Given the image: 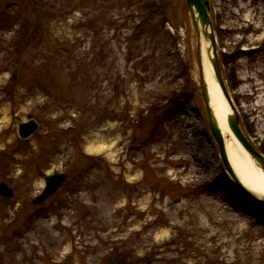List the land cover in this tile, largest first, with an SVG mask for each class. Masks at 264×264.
I'll return each instance as SVG.
<instances>
[{"label": "rangeland", "instance_id": "rangeland-1", "mask_svg": "<svg viewBox=\"0 0 264 264\" xmlns=\"http://www.w3.org/2000/svg\"><path fill=\"white\" fill-rule=\"evenodd\" d=\"M208 2L226 92L264 157V0ZM21 13L24 42L0 27V182L14 192L0 197V264H264V202L218 157L185 0H23ZM57 173L66 184L31 205Z\"/></svg>", "mask_w": 264, "mask_h": 264}, {"label": "water", "instance_id": "water-1", "mask_svg": "<svg viewBox=\"0 0 264 264\" xmlns=\"http://www.w3.org/2000/svg\"><path fill=\"white\" fill-rule=\"evenodd\" d=\"M187 10L189 12L192 28L196 35V62L198 68V87L201 94V98L203 100L205 112L207 115L208 127L211 132V135L217 145L219 158L221 163L225 169V171L229 174L235 184L243 190L247 194H251L249 191L244 189L241 184L238 182L236 176L234 175L230 164L227 159L226 151H225V143L222 137V134L217 126V123L214 119V115L212 109L209 106V98L207 93V87L204 82L203 70H202V54H201V36L207 42V50L206 55L210 62L215 80L220 87L222 95L226 100V103L230 109V114L226 116V123L230 133L234 136L235 140L240 144L242 149L250 156V158L258 165L264 174V157L258 153L247 141L244 134L242 133L239 127V118L234 109V106L231 103V100L228 97L226 92L220 67L218 63V58L215 50V38L212 31V24L209 16V3L208 0H185ZM208 51H210L208 53ZM38 124L34 120H28L26 122H20L16 125V134L17 137L22 141H27L32 138L38 130ZM66 176L64 174H55L51 176H46L44 178L45 188L42 193L32 200L33 205H38L43 203L49 196L54 194L64 183ZM252 195V194H251ZM0 196L5 199H12L14 194L12 190L4 183L0 182ZM256 199L262 200L264 199L255 197ZM120 261L118 258L113 257L104 262V264H119Z\"/></svg>", "mask_w": 264, "mask_h": 264}, {"label": "bare ground", "instance_id": "bare-ground-1", "mask_svg": "<svg viewBox=\"0 0 264 264\" xmlns=\"http://www.w3.org/2000/svg\"><path fill=\"white\" fill-rule=\"evenodd\" d=\"M201 36V54H202V70L204 82L207 87L209 98V106L212 109L214 119L217 126L225 137V151L230 167L241 186L258 198L264 199V174L258 165L250 158V156L242 149L239 143L230 133L226 116L230 114V109L222 95L219 85L217 84L210 65L206 60L207 44ZM210 51H208L209 53ZM263 97V96H262ZM258 107L260 102L257 101ZM260 130L264 131V122L260 124ZM97 147L95 150H99ZM92 150L91 148L89 151Z\"/></svg>", "mask_w": 264, "mask_h": 264}, {"label": "trees", "instance_id": "trees-1", "mask_svg": "<svg viewBox=\"0 0 264 264\" xmlns=\"http://www.w3.org/2000/svg\"><path fill=\"white\" fill-rule=\"evenodd\" d=\"M31 5L33 4V7H36L42 0H30ZM163 4L162 6H164ZM22 6H23V0H15L12 4V7H16L13 9L12 12H9L4 19H8V21H5L4 19L0 21V27L9 24V23H15L18 25V30L16 32V40L19 42H24L28 33H29V26L26 22L25 17L22 16ZM161 6V7H162ZM153 6L150 4L146 5L144 8H147L148 10L151 9ZM152 10V9H151ZM150 10V11H151ZM15 74L12 75V79L14 78ZM172 104V103H170ZM175 106V104H173ZM261 154H263L261 152Z\"/></svg>", "mask_w": 264, "mask_h": 264}]
</instances>
